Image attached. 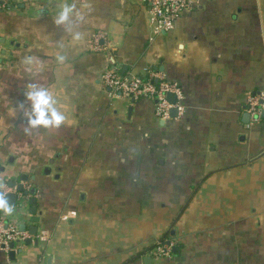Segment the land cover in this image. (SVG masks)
<instances>
[{
    "label": "crops",
    "instance_id": "0c3cea01",
    "mask_svg": "<svg viewBox=\"0 0 264 264\" xmlns=\"http://www.w3.org/2000/svg\"><path fill=\"white\" fill-rule=\"evenodd\" d=\"M3 5L1 214L26 237L0 264H264V118L245 111L264 90V0H195L156 38L143 0ZM109 66L177 83L182 114L109 96ZM40 90L59 125L30 123Z\"/></svg>",
    "mask_w": 264,
    "mask_h": 264
},
{
    "label": "built area",
    "instance_id": "2783aa9c",
    "mask_svg": "<svg viewBox=\"0 0 264 264\" xmlns=\"http://www.w3.org/2000/svg\"><path fill=\"white\" fill-rule=\"evenodd\" d=\"M146 7L148 24L152 38H156L163 32L170 31L175 20L193 7L195 0H143ZM4 0H0V9L4 8ZM95 50L97 40H95ZM104 87L111 97L125 96L132 99L141 97L148 98L154 103L156 115L163 121L170 119L171 110L181 115L183 108L180 105L182 99L181 89L175 82L166 81L159 73L147 68L142 75L127 77L119 73L116 67H107L101 76ZM172 94L175 102L170 103L167 95ZM246 113L250 116L252 123L262 119L264 112V90L256 93H249L246 97ZM0 206V249L7 251L13 242L22 241L26 235L19 233L15 227L6 226L4 217L1 214ZM169 248L157 246L155 253L167 255Z\"/></svg>",
    "mask_w": 264,
    "mask_h": 264
},
{
    "label": "clouds",
    "instance_id": "9594fccd",
    "mask_svg": "<svg viewBox=\"0 0 264 264\" xmlns=\"http://www.w3.org/2000/svg\"><path fill=\"white\" fill-rule=\"evenodd\" d=\"M68 11L69 9L65 8L61 12L58 22H62L67 18ZM29 97L33 101V112L35 114V118L30 120L33 126L43 125L47 127L49 125H59L64 119L63 115L51 106V97L45 91L40 90L29 93ZM0 206L4 208L5 212L9 211L8 206L3 201H0Z\"/></svg>",
    "mask_w": 264,
    "mask_h": 264
},
{
    "label": "water",
    "instance_id": "95a60500",
    "mask_svg": "<svg viewBox=\"0 0 264 264\" xmlns=\"http://www.w3.org/2000/svg\"><path fill=\"white\" fill-rule=\"evenodd\" d=\"M167 99H168V101H169L170 103H174V102H175V97H174L172 94L167 95ZM175 112H176L175 110H172V115H174ZM262 118H264V112L262 113ZM17 191H18V192H22V188L19 186V187L17 188ZM23 194H24V195H27V192H26V191H23ZM29 194L33 195V191L31 190V191L29 192ZM15 200H16V196H15L14 194H10V193H8V194H6V195L4 196V201H5L6 204H8V205H14V204H15ZM28 204H29V206H30L29 213L32 214V215H35V213H36V210H35V208H34L35 200H34L33 198H31V199L28 201ZM32 222H33V223H36V222H37V218H35L34 220H32ZM32 230H33V232H31V235L33 236V235H35V233H36V227H33Z\"/></svg>",
    "mask_w": 264,
    "mask_h": 264
}]
</instances>
